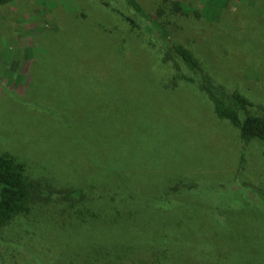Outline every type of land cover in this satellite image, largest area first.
<instances>
[{
	"label": "rangeland",
	"instance_id": "rangeland-1",
	"mask_svg": "<svg viewBox=\"0 0 264 264\" xmlns=\"http://www.w3.org/2000/svg\"><path fill=\"white\" fill-rule=\"evenodd\" d=\"M135 1L134 23L95 0L0 6V155L33 184L2 264H59L69 239L96 237L75 233L81 213L91 227L130 178L186 229L190 264H264V140L216 115L204 78L264 113V0ZM164 27L206 72L161 51Z\"/></svg>",
	"mask_w": 264,
	"mask_h": 264
},
{
	"label": "trees",
	"instance_id": "trees-1",
	"mask_svg": "<svg viewBox=\"0 0 264 264\" xmlns=\"http://www.w3.org/2000/svg\"><path fill=\"white\" fill-rule=\"evenodd\" d=\"M12 1L14 0H0V6ZM95 1L114 12H119L118 9L126 6L129 14H121L127 21L134 23L135 19L132 17L134 9H137L135 0H126L127 5L121 0ZM147 29L150 30L148 27ZM161 31L162 38L164 37L161 51L166 50L193 71L206 72L203 62L189 49L168 41L170 32L167 28L164 27ZM183 78L196 82V78ZM204 78L216 115L237 127L243 139L264 140V113L251 111L254 104L246 96L228 93L222 86L214 84L207 74H204ZM124 161L123 157L116 156V167H123ZM129 178L130 176L126 179ZM129 181L136 182L139 187H131L127 193H121L122 195L115 191V203L109 207L107 213L104 209L93 213L91 227H84L87 219L81 213L82 223H79L75 233L87 230L96 237L90 239L85 236L79 245H74L69 239L65 243L66 249L60 254L57 253L55 260L59 264H190L189 258L198 259V249L188 245L180 237L186 235V229L177 228L174 213L167 214V209L158 204L159 196L154 186L142 189V181L137 182L131 178ZM138 197L145 202L139 203ZM32 199L33 184L26 175L25 165L9 155H0V232L17 217L31 213ZM186 214L185 211L184 215ZM1 255L0 252V264Z\"/></svg>",
	"mask_w": 264,
	"mask_h": 264
}]
</instances>
